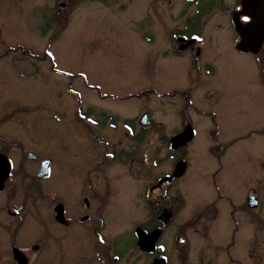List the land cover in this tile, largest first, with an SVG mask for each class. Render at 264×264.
I'll use <instances>...</instances> for the list:
<instances>
[{"label": "rangeland", "instance_id": "rangeland-1", "mask_svg": "<svg viewBox=\"0 0 264 264\" xmlns=\"http://www.w3.org/2000/svg\"><path fill=\"white\" fill-rule=\"evenodd\" d=\"M167 1L174 2L0 0V137L13 147L23 143L55 157L65 187L98 166L97 180H108L111 186L113 229L105 231L119 243L116 253L121 257L113 261L110 255L109 264H150L149 255L132 249L129 229L150 222L147 188L178 157L186 164L175 184L174 221L182 241L171 242L169 263L182 264L179 255L184 258L185 253L197 263L204 242L211 240L206 233L224 229L221 223L213 228L208 217L196 220L204 179L218 168L206 154L216 144L220 152H228L222 157L238 162L239 182L259 198L254 225L241 215L239 229L250 230V240L255 239L256 261L251 264H264V55L228 52L219 56L214 73H186L188 58L162 54L172 22H179ZM228 31L222 17L212 16L200 33L220 40ZM141 114L152 127L144 138H131L132 145L143 140L133 156L118 153V147L128 144L121 120L132 126ZM104 115H112L113 121ZM220 117L223 129L211 137L210 121L219 123ZM185 123L194 127L195 137L171 156L167 135ZM250 129L256 134L250 135ZM105 150L114 155L101 165ZM5 204L1 195L0 264H15L9 253L14 240L29 257L28 264H98L87 253L60 249L63 236L58 229H49V245L42 244L41 200L15 198L11 205H20L22 211L13 218L6 215ZM34 244L39 251L31 254Z\"/></svg>", "mask_w": 264, "mask_h": 264}, {"label": "flooded vegetation", "instance_id": "flooded-vegetation-1", "mask_svg": "<svg viewBox=\"0 0 264 264\" xmlns=\"http://www.w3.org/2000/svg\"><path fill=\"white\" fill-rule=\"evenodd\" d=\"M170 2L167 1L168 10L174 9L173 20L175 22L179 20V22L175 24L170 19L172 26L166 37L168 45L162 51V54L188 58L189 61L185 67L186 73L212 74L215 72L213 66L219 56L228 52L239 56L261 57L264 55V41L254 54L236 50L235 47L240 40V36L236 33L233 25L234 22L241 26L249 25L253 18L250 16L259 6L264 5V0H174L173 3ZM212 16L222 17L228 27L229 31L220 40L216 39V35L200 33L201 28L206 25L208 19ZM261 28V31L264 32V25ZM218 46L222 47L223 50H217L216 47ZM104 116L113 121L112 115L109 117L108 115ZM142 116H145V124L140 123ZM147 118L146 114H141L137 121H131L132 126L125 122L128 120H121L122 131L128 137V144L118 147V153H130L132 156L136 153L143 140L137 145H132L131 138L138 135L144 138L147 129L152 127V122H149ZM210 119H215L214 115ZM211 122L210 125L214 130L209 129L208 133L212 137L219 132L218 130L223 129V121L220 117L219 123L216 121V124ZM92 123L98 126L96 120H93ZM186 125L190 124H183L180 131L174 128L167 135V146L171 156L176 157L177 151L183 149L190 142L181 147L171 148L177 143L171 142V140ZM259 125L261 123L257 127ZM191 128L194 132L193 137H195V129L192 126ZM227 132H230V130H227ZM248 133L250 135L256 134L251 129ZM22 144L17 143V147H13L14 145H11L8 138L5 136L0 137V155L4 156L10 163V172L0 191V196H3V202L6 203L4 207L6 215L11 218L20 216L19 213L22 211V207L11 205L15 198L41 200L42 209L44 210L42 244L45 241V244L49 245V229H58L63 236L59 247L64 252H75L76 250L83 254L87 253L98 264H109L110 255L111 260H119L121 257L117 258V254L120 253H116L119 243L110 238L105 231L106 229H113L110 223L112 215L111 186L108 180H97L98 166L90 168L84 178L78 176L75 179L74 177L72 186L65 187L60 183L59 173L61 167L55 157L50 154L40 155L31 149L25 148ZM109 147H111V144ZM219 150H221V147L215 144L206 151L210 160H213L218 168L204 179V199L200 211L196 215V220L208 217L213 228L218 227V223H221L224 229H214L218 233L211 232L210 236L205 231L207 237L211 240L204 242L205 245L203 244V248L200 250L196 264H251L252 261H256L254 247L256 242L255 239L254 243L250 240L252 238V234L249 233L250 230L239 228L241 227V215H244V222L249 223L251 221L250 223L254 225L260 209L259 198H257L254 190L249 188L246 191L249 187H246V183L241 184L239 182L238 162H234L235 159H232L234 163H231L229 158L224 157L225 153L228 152H220ZM214 153L220 154L214 156ZM112 155L114 154L111 150L102 151L100 164H105L107 157H112ZM222 155L224 156L222 157ZM178 158L174 160L175 163L172 168L156 177L147 188L146 195L152 203L151 206H147L150 222L147 225L140 224L129 229L134 239L132 249L134 248L142 256L149 255L150 261L164 258L165 264H171V262L169 263L171 242L181 243L182 241L180 237H177L174 221L177 200L175 184L179 178H169L176 162L183 159L182 157ZM225 158L228 160L222 161ZM41 167V176H38ZM207 181L209 185H206ZM136 228H140L146 233H150L155 229L160 230L152 252L140 251L135 246L134 230ZM203 229L205 230L204 225L202 226V232ZM203 238L205 237L203 236ZM80 239L82 240L81 244ZM13 244L9 247L12 261L17 264L12 257V248H14L22 254L25 264H28L29 257L24 254L23 248L18 247L15 240ZM168 247L169 251L167 250ZM30 250L31 254L37 253L39 251L38 244L31 245ZM113 250L116 251L113 252ZM179 256L183 261L182 264H192L189 253H185L184 258L181 254ZM216 258L219 259V263L215 262Z\"/></svg>", "mask_w": 264, "mask_h": 264}, {"label": "water", "instance_id": "water-1", "mask_svg": "<svg viewBox=\"0 0 264 264\" xmlns=\"http://www.w3.org/2000/svg\"><path fill=\"white\" fill-rule=\"evenodd\" d=\"M64 3H60V7H63ZM257 10V11H256ZM252 15L251 23L247 26H241L240 24L233 23L236 33L240 36V40L237 43L235 49L240 52H250L252 54L256 53L260 48L262 42L264 41V32L261 31V27L264 25V5L259 6ZM140 123L145 124V116H142ZM193 136V131L189 125H186L183 130L176 135L171 142H177L171 148H177L184 146L188 143ZM185 170V163L183 160H179L174 168L171 176L169 178H179L182 176ZM10 172L9 161L2 155H0V191L3 188L4 181L8 177ZM42 167L38 172V176H41ZM160 230H153L150 233H146L140 228L134 230L136 237L135 246L143 252L150 253L154 249V243L158 237ZM12 257L17 264H25L23 261L22 254L16 249L12 248ZM150 264H165L163 258L153 259Z\"/></svg>", "mask_w": 264, "mask_h": 264}]
</instances>
